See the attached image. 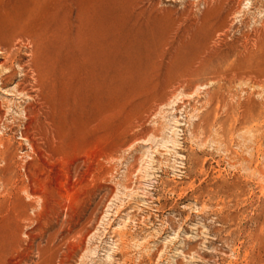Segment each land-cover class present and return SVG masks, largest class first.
<instances>
[{"label":"rangeland","instance_id":"obj_1","mask_svg":"<svg viewBox=\"0 0 264 264\" xmlns=\"http://www.w3.org/2000/svg\"><path fill=\"white\" fill-rule=\"evenodd\" d=\"M211 2L138 0L166 95L117 91L67 145L44 123L57 67L25 39L0 53V264H264V0Z\"/></svg>","mask_w":264,"mask_h":264},{"label":"bare ground","instance_id":"obj_2","mask_svg":"<svg viewBox=\"0 0 264 264\" xmlns=\"http://www.w3.org/2000/svg\"><path fill=\"white\" fill-rule=\"evenodd\" d=\"M137 1L138 0H0V53L4 55V58L6 60L9 59L11 56V47L16 41H18V39H25L27 40H24L25 42L29 41L34 47L37 46L38 49L40 48V52L44 51L43 53L45 59L53 63L57 67V73L59 72L56 74V77L59 75V77H57L58 81L56 79L59 86L56 93L54 94V97H46V99H51L50 106L48 107L49 111H45L47 113L45 114L44 119V123L47 121L46 128L49 130L48 142L50 143L49 145H51V147H58L64 143L67 145L68 142L66 143V141L72 139L69 137L73 136V134L76 136L79 131H84V129L87 130V128H101L102 126L109 127L113 113V102L115 98H118L115 97V93H117V91L118 93H122L123 89L127 90L125 87L130 88L129 91L125 93H129V95L132 94L137 96L144 95L146 93L149 95L150 93L153 96L152 98L154 103L156 102V105L161 99V96L163 95V99L164 94L166 95V93L163 94L156 86L153 85L155 81L151 82L153 77H155H152V73L156 74V72L150 71L149 73L150 69L147 67L146 70V67H144V63L146 62L147 63L145 66H150V64H148L149 60L147 58L150 56L148 53L153 51V48H151L152 50L150 49V51L147 50L149 47V38L151 36L149 33L150 30L148 31L151 21L149 16L151 14L146 16L145 12L141 8H138V10L135 12L134 7ZM224 1L226 0H216L215 5L211 2L213 4V9L217 12L225 10ZM227 3L228 2H226V4ZM164 15L166 16V14ZM164 15L161 16V18H164ZM166 17H169V15ZM159 18L160 16L158 19ZM152 19V21L155 22L154 18ZM159 20L155 22V25L157 22H160ZM169 24L172 26L174 23L172 22ZM151 25L153 24L151 23ZM197 26L195 27L196 30ZM160 27L161 26H159L158 23L159 30H162ZM166 27L167 26L165 25L163 28ZM158 28L156 25L155 29L157 30ZM159 33L161 32L159 31ZM151 34L153 37L156 36L155 33L151 32ZM164 37L165 36L161 38L158 37L159 41H162ZM155 38L158 39L157 37ZM156 39H154V41ZM159 41L158 43H160ZM189 42L191 41L189 40ZM22 43L24 42L22 41ZM190 44H192V42ZM159 50H157V52H159ZM36 51L38 52V50ZM26 53L29 54L28 52ZM34 53H30L32 57ZM42 54L41 57L44 58ZM38 55L39 53L35 54L34 57H37ZM151 55L154 56L153 54ZM12 59H14V57ZM37 59L40 62L39 59L41 58L38 57ZM146 59L148 61H143ZM149 59L151 61L153 60V58ZM38 61L36 62L37 64H39ZM41 61L43 60L41 59ZM156 62L153 60V63L151 64ZM36 63L34 65H36ZM42 63L43 62H41V64ZM141 64H143V69ZM39 66L42 68L41 65ZM50 66L51 65L48 64V67ZM156 66L157 64H155V67ZM44 74V76L49 75L46 72ZM148 76L151 77L149 78ZM54 77L53 71V78ZM43 80L45 81L46 79ZM148 80H150L152 84L149 83ZM145 81H147L152 86L149 87V84ZM49 82L48 84L50 86L51 84L53 85V83L50 84ZM131 83L136 84L132 87ZM44 85L43 87H45ZM47 86L48 85H46V87ZM50 86H48V88ZM53 87L55 86L53 85ZM164 91L165 90L163 88V92ZM132 95H130V97ZM145 97H147V95H144V98L140 96L142 100H145ZM132 98L133 96L131 99L128 97L129 100H134L133 102L135 103V99ZM152 98H148L147 101ZM128 99L125 98V100ZM138 101L140 104L139 99ZM150 101L152 102V100ZM133 102L131 101L130 104L132 105ZM147 108L149 109V107ZM44 110H42V112ZM85 133H87V131ZM85 133L82 132L81 134H78V136H84ZM83 136L80 137L82 138ZM75 138H77L76 141L79 140L78 137ZM130 140L131 139H129V141ZM71 141L70 143L73 142ZM77 228L75 227V229ZM79 228L81 227L79 226ZM83 228L84 227H82V230ZM78 231L76 230V236L79 234ZM73 238H75V236H73Z\"/></svg>","mask_w":264,"mask_h":264}]
</instances>
